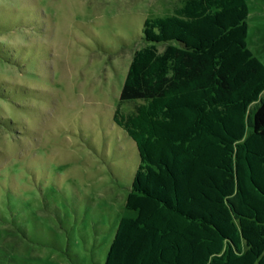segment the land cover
Here are the masks:
<instances>
[{
	"label": "rangeland",
	"instance_id": "obj_1",
	"mask_svg": "<svg viewBox=\"0 0 264 264\" xmlns=\"http://www.w3.org/2000/svg\"><path fill=\"white\" fill-rule=\"evenodd\" d=\"M183 1L0 0V264H104L136 215L139 155L113 117L140 100L120 91L144 19ZM246 1L264 63V0Z\"/></svg>",
	"mask_w": 264,
	"mask_h": 264
},
{
	"label": "trees",
	"instance_id": "obj_2",
	"mask_svg": "<svg viewBox=\"0 0 264 264\" xmlns=\"http://www.w3.org/2000/svg\"><path fill=\"white\" fill-rule=\"evenodd\" d=\"M248 16L246 0H184L144 19L119 95L140 101L113 117L139 155L136 215L104 264H264V63Z\"/></svg>",
	"mask_w": 264,
	"mask_h": 264
},
{
	"label": "crops",
	"instance_id": "obj_3",
	"mask_svg": "<svg viewBox=\"0 0 264 264\" xmlns=\"http://www.w3.org/2000/svg\"><path fill=\"white\" fill-rule=\"evenodd\" d=\"M249 47V46H248ZM250 48V47H249ZM250 50L253 52V50L250 48ZM253 54L254 55H256L261 61H262V59L255 53V52H253Z\"/></svg>",
	"mask_w": 264,
	"mask_h": 264
}]
</instances>
